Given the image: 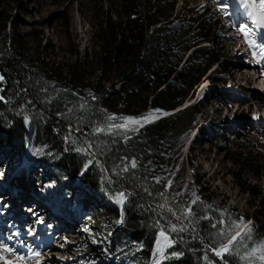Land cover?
<instances>
[{"label": "trees", "instance_id": "trees-1", "mask_svg": "<svg viewBox=\"0 0 264 264\" xmlns=\"http://www.w3.org/2000/svg\"><path fill=\"white\" fill-rule=\"evenodd\" d=\"M8 1L0 0V95L5 97L0 101V170L27 155L35 171V198L53 208L66 204L91 237L83 252L111 235L112 241L97 251L106 256L110 249L112 264H244L240 256L264 241L262 220H249L200 196L192 205L194 215L177 220L191 198L174 184L165 189L175 156L194 129L187 122L192 107L136 133L107 131L109 116L140 117L148 108L176 111L203 78L225 83L218 48L224 39L215 35L219 18L202 7L174 15L175 0H109L105 16L85 18L90 48L81 55L74 46L58 55L35 27L20 29ZM27 7L24 0L19 13H27ZM96 127L105 131L96 133ZM88 143L90 152L76 151ZM253 155L244 156L243 171L264 180V158ZM132 159L137 167L121 171ZM255 188L249 185L248 193L254 196ZM120 192L125 193L121 209L114 204ZM222 215L223 226L218 224ZM240 218L252 223L249 248L217 259L210 246L218 229ZM172 224L186 230L172 232ZM161 228L175 241L164 248L166 258L156 252ZM174 251L182 255L170 256Z\"/></svg>", "mask_w": 264, "mask_h": 264}, {"label": "rangeland", "instance_id": "rangeland-1", "mask_svg": "<svg viewBox=\"0 0 264 264\" xmlns=\"http://www.w3.org/2000/svg\"><path fill=\"white\" fill-rule=\"evenodd\" d=\"M23 1H8V8L23 25L20 29L27 31L35 27L42 33L43 43L55 45L59 50L58 55L72 50L74 46L83 55L90 48L91 30L86 23L87 16L92 13L95 16L93 20H98L105 16L110 5L109 0H36L31 4V0H27V13H19ZM175 1L174 15L186 14L188 8L197 9V0ZM216 5L210 6L209 11L219 18L216 37L224 39L223 45L218 48L223 56L225 83L215 84L203 78L195 87L192 99L178 108L183 110L192 107L187 113V122L194 129L175 156L173 172L165 189L169 188L166 186L170 181L191 200V194L195 192L211 204L223 205L241 216H248L249 220L253 218L264 222V180L258 181L250 173L244 172L241 166L246 154H257L264 158V55L260 54L259 47H250L244 34L235 28L233 18L225 15L220 19ZM235 14L240 16V12ZM257 32L258 37L254 33L248 39L258 45L259 38L264 39V26L259 27ZM216 68L213 67L211 71ZM112 117L114 119H107V122L120 124L116 116ZM141 127L142 123L130 125L127 131L136 133ZM34 174L27 155L20 164L12 160L0 170V243L14 249L11 254L2 251L0 254L15 264H92L97 262V258L99 264H112L114 254L110 249L106 256H100L97 251L112 241L111 235L83 252L82 245H88L91 239H87L86 229L74 220L71 216L73 213L66 210V204L63 207L56 206L57 211H53L38 203L31 191ZM38 179H46V176L39 175ZM197 180H200L199 183ZM249 185L256 187L254 196L247 191ZM114 204L118 207L121 204L119 196L114 199ZM60 220L69 231V238L65 240H61L62 236L49 227L51 225L58 229L56 226H59ZM21 225L24 228L20 230L19 236L10 235ZM91 226L95 227L94 224ZM44 228L49 229L48 234L45 232L47 230L43 231ZM45 236V242L41 243L40 240ZM34 251L41 255L33 256ZM240 261L244 264H264L255 257H245ZM0 264L4 262L0 261Z\"/></svg>", "mask_w": 264, "mask_h": 264}, {"label": "snow or ice", "instance_id": "snow-or-ice-1", "mask_svg": "<svg viewBox=\"0 0 264 264\" xmlns=\"http://www.w3.org/2000/svg\"><path fill=\"white\" fill-rule=\"evenodd\" d=\"M242 4L245 9L251 8V11H249L247 14L252 18V22L257 27L264 26V0H251V3H249V0H242ZM240 31L244 34V37L247 39L250 47H259L260 54L264 55V45H257L255 41L248 39L250 34L252 33V29L248 27L247 25H243L241 26ZM3 81H4V76L0 75V83H2ZM202 87H206V85ZM3 100H5V97L0 95V101H3ZM152 115L153 113H150L147 116L142 117L141 119L148 120L150 119ZM107 119L113 120L114 117L109 116L107 117ZM124 121H125L124 123H120V124H109L107 126V131L111 132L113 128L127 130L130 124L135 125V124L140 123V119L131 118V117L124 118ZM77 131H79V129H77ZM94 131L96 133H100V132L105 131V129L101 127H96ZM91 148H92V144L88 143L86 148H77L76 151L78 152L84 151L88 153L90 152ZM88 163L90 164L92 163V161L90 160ZM129 167L133 169L137 167V162L135 159L130 160L129 164L125 165L121 169V171L127 172L129 170ZM157 182H159V178H157ZM170 186H171V182L169 181L166 187H170ZM161 195L163 196L164 194L161 193ZM177 195H181V194L177 193ZM191 195L193 199L190 201V203L186 207L179 209L178 216H177L176 211H173V209L170 206H166V204H160L159 207L166 208L167 211L172 212L173 216H177V220L188 219L189 217H192L194 215L192 205H195L199 202V197L196 195L195 192H192ZM118 196H119L120 203H123L124 198H125V193L120 192ZM204 218H207V217H204ZM218 224L222 226L225 224L223 215L221 216V219L218 221ZM212 226L216 228L217 224H213ZM49 227H51V225H49ZM170 230L172 232L185 231L186 227H180L178 229L176 224H172L170 226ZM251 234H252L251 221L245 222L243 218H240L238 221H233L230 224H228L226 228L221 227L220 229H218V232L216 234L217 239L214 242V246H210V250L214 253L216 257H219L222 261L224 260L225 256L228 254H232L235 252V254L240 255V252H239L240 248H244V249L249 248L247 241L252 240ZM158 235L159 237L163 239L157 240L156 252L160 255V257L166 258L164 257V248L171 247L172 244L175 243V241L173 238H171L167 234V231L164 228H161ZM9 239H11V237H9ZM0 251L11 254L14 252V249L10 248L7 244L0 243ZM257 253H261V254L257 255ZM32 255L39 257L41 253L34 251L32 252ZM181 255H182L181 252L174 251L170 253V256L176 257V258H179ZM245 257H249V258L255 257L261 262H264V241H261L260 244L251 247L250 250H248L244 255L240 256V259L243 260L245 259ZM19 259H24V257H20ZM0 261H3L4 264H15L14 261L7 259V257L3 254H0Z\"/></svg>", "mask_w": 264, "mask_h": 264}, {"label": "water", "instance_id": "water-1", "mask_svg": "<svg viewBox=\"0 0 264 264\" xmlns=\"http://www.w3.org/2000/svg\"><path fill=\"white\" fill-rule=\"evenodd\" d=\"M181 110L182 109H176V111L167 112V111H163V110L148 108L145 113H147V112H153L155 115H154V118L152 120H150V122L144 123L143 126L152 124V123L157 122L159 120H162V119H164V118H166V117H168L170 115H173L176 112L181 111ZM145 113H143V114H145ZM128 117H133V116H128ZM136 117H138V116H136ZM118 118L120 120L119 123H123L121 121H124V118H127V116H119Z\"/></svg>", "mask_w": 264, "mask_h": 264}, {"label": "bare ground", "instance_id": "bare-ground-1", "mask_svg": "<svg viewBox=\"0 0 264 264\" xmlns=\"http://www.w3.org/2000/svg\"><path fill=\"white\" fill-rule=\"evenodd\" d=\"M245 72V71H244ZM246 73V72H245ZM204 83V82H203ZM263 83V82H262ZM263 85V84H262ZM260 86H261V84L258 86L259 88H260ZM254 87V86H253ZM263 88V87H262ZM260 90V89H259ZM263 91V90H262ZM263 93V92H262ZM264 94V93H263ZM199 96H200V94H199ZM199 96H198V98H199ZM192 99V98H191ZM150 113H153V112H150ZM149 112L148 113H146L145 115L144 114H141V115H139L140 117H135V118H137V119H140V123H142V126H143V124L144 123H146V122H150V120H152L153 118H154V113H153V115L150 117V119H148V120H144V119H141L142 117H144V116H147L148 114H150ZM131 118H134V117H131ZM121 122H123V121H121ZM125 122V121H124ZM130 125H133V124H130ZM129 125V126H130Z\"/></svg>", "mask_w": 264, "mask_h": 264}]
</instances>
